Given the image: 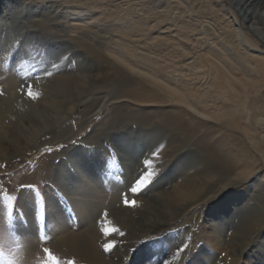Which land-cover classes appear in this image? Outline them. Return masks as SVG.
<instances>
[{
    "label": "rangeland",
    "instance_id": "rangeland-1",
    "mask_svg": "<svg viewBox=\"0 0 264 264\" xmlns=\"http://www.w3.org/2000/svg\"><path fill=\"white\" fill-rule=\"evenodd\" d=\"M225 1L0 0V97L8 93L2 88V80L14 77L16 85L11 94L19 96L17 103L25 100L28 103L24 107L17 105L24 113L15 118V132L22 137V143L16 148V143L9 141L0 150V264H52L48 251L59 264H86L63 257L54 248L56 238L48 235L55 228V222L50 219L51 204L75 233L94 225L105 230L117 228L103 223L110 214L107 208L96 216L90 212L91 220L81 222L78 207L84 201L93 203L94 199L79 194L83 185L78 183L75 160L83 163L85 170L103 169L107 189L111 190L115 184L121 186L118 193L127 205L131 196L154 198L169 189L175 178L170 170L179 161L200 160L197 142L205 136L221 153L236 154L240 134L229 125L231 116L236 117L234 107L213 92L214 79L206 74L210 66L205 61L219 57L227 63L231 57L223 41V34L230 29L229 21L215 22V17L208 13L213 9L219 14L222 4L228 8ZM234 25L240 30L238 23ZM90 46L100 51L105 61L95 59L88 49ZM248 50L250 57L264 54L261 46L254 50L245 45L240 49L241 54L233 51L231 60L244 61ZM68 75L78 78L81 86H87L84 93L76 87L71 91L73 95L64 97L47 90L51 81L66 79ZM83 77L89 83L84 85ZM90 77L96 78L97 83L88 80ZM38 87L46 89L49 96L39 97ZM170 89L184 95L212 96L204 110L196 103L191 107L178 104L170 96ZM52 99L64 102V121L57 126H45L39 123L34 111L45 113L47 118L54 117L55 114L45 109ZM222 108L231 116L220 121L212 118ZM175 116H180L183 124L197 133L186 138L182 130L171 129L166 122ZM241 124L248 126L244 119ZM100 134L101 139L93 140ZM153 136L155 141L151 143ZM118 145L125 150L120 151ZM145 145L156 148L147 152ZM262 175L258 174L248 185L260 180ZM211 176L216 183L221 182L217 173L212 171ZM144 177H148L146 183L133 193L131 188ZM66 178L75 182H66ZM232 179L233 176L221 197L218 196L221 191L213 190L216 183L207 185L203 191H210L207 198L211 201L174 221L165 213L162 201L156 200L149 210L166 221V225L159 229L154 227L156 223L136 226L125 233L121 242L111 237L115 233L108 234L109 240L99 243L100 250L113 259L119 251L129 253L118 259L117 264H226L223 260L231 261L236 253L241 256L234 264H261L264 228L256 230L249 246L234 247L230 253L218 244L229 243L233 237H248L245 233L248 224L238 215V204L232 201L236 190ZM23 199L28 201L35 223L43 230L31 259L18 235L3 229L6 226L12 230L15 224L27 223ZM119 207L120 203L114 206ZM251 207L258 209L256 218L260 219L264 214L262 206L252 203ZM85 209L88 211L87 206ZM239 230H244L242 236H238ZM213 236L216 242L211 240ZM113 244L114 247L106 250L107 245Z\"/></svg>",
    "mask_w": 264,
    "mask_h": 264
},
{
    "label": "bare ground",
    "instance_id": "bare-ground-1",
    "mask_svg": "<svg viewBox=\"0 0 264 264\" xmlns=\"http://www.w3.org/2000/svg\"><path fill=\"white\" fill-rule=\"evenodd\" d=\"M213 1L215 3L219 2V0ZM225 2L228 5V8H226V5H219V14H217L216 11H213V9H210L208 13L215 17V20L213 19L215 22H221L222 24L223 20L226 22L229 21L227 24L230 29L226 32V34H223V41L226 45V51H228L227 55L231 57L227 63L223 62L219 57H215V60L205 59V61L210 66L206 69V74L212 76L214 79L211 86L213 88V92L219 96V98H222V100L225 99L229 105L234 107L233 112L236 115L235 118H232L230 113L223 108L221 109L222 112L220 114L215 115L212 118L220 121L223 119L226 120L231 116L229 125L236 129L240 134L239 138H237L236 154L228 156L221 153L220 148L212 144L211 139L208 136H205L202 140L197 142V148L200 150V160L191 158L186 163L179 161L170 170V173L175 175V178L173 179L172 185L169 189L162 193H158L155 197L153 196L154 198L148 197L146 199H142L137 198L136 195L131 196L129 204L127 205L123 203L122 196L118 193L121 186L115 184V186L111 187V190L107 189V176L103 173V169L100 168L95 171L94 167V170L90 168L85 170L83 169L84 164L75 160L74 166L76 167V172L78 173V183L83 185L79 194L83 196L86 194L94 199L93 203L84 201L81 203V207H78L77 211L82 219V223H86L91 220L90 212H93L96 216L97 214L99 215L103 209L107 208L110 210V214L106 221H103V223L108 222L110 226H117L120 232L123 233V237L120 234H113L114 236L111 237H115L120 242L121 240H125V233L129 230H133L136 226L137 228L145 227L156 223L154 224V227L159 229L167 223L166 221L161 220V217L156 215L155 212L153 213L149 210L152 204L156 200L159 201L160 199L163 203L162 205L164 206L165 213H168L169 217H172L170 218V221H174L175 218H178L181 215H188L200 205L211 201L210 198H207L210 191L206 193L203 190L207 185L210 186L212 183H216L213 176H211L213 171L218 174L219 180L221 181L216 183L215 186L217 188L215 187L213 189L221 191L219 194L216 191L220 197L221 194L225 193V190L230 186L231 182L229 178L233 176V187H235L236 190L234 195H232V198L235 200L232 199V201L234 205L238 204V215H242L243 222L245 221L248 224V227L245 230V233L248 234L247 239L239 237L241 238L239 240V238L233 237L229 243L221 241L218 244L222 249H224L223 251L230 253L234 247L249 246L251 241L254 239L256 230L264 228V214L260 219L256 218L258 209L251 207L252 203L259 204L263 208L261 211L264 212V54L260 57H250L248 55V50L244 53V61L231 60V58H233V51L241 54L240 49L241 47H245V45L248 46V48H254V50L258 49L260 46L264 48V0H227ZM234 22L239 24L240 30L235 28ZM83 42L81 41L80 43ZM88 49L94 55L95 59L105 61V58L100 51L91 48V46ZM229 51L231 52L230 54ZM227 58L225 56L226 61ZM216 64L218 65L217 67L215 66ZM203 67L205 66L203 65ZM60 78L59 80L51 81V87L47 90H52L57 95H62L64 97L73 95V92L71 93V91L72 89H76V87L80 88V93L85 92V87L87 86H81L78 78L75 79L74 76L66 77V79ZM14 80V77H10L7 80L4 78L1 84L3 89L8 90V93L7 96L3 98L0 97V150L3 149L4 144L9 143V141L16 143V148L22 143V137L18 136L15 132L17 129L15 126V118H18L19 116L21 117L24 113L23 109H17V105L24 107L23 104L27 105L28 103H26V100L21 104L17 103L19 96L11 94L15 90L16 83ZM88 80H94L96 82V78L93 77L88 78ZM81 81L84 85L89 83L86 82V77H83ZM36 93L39 97L49 96L46 89L42 87H38ZM169 93L178 104L191 107L192 103H196L197 106H202L201 108L204 110L207 109V103L212 96L208 93L204 95L197 93L184 95L182 94V91L180 93L174 89H170ZM62 103L64 102L52 99V101H49L47 104L45 109L55 114L54 117L50 114L51 117L47 118L45 113L34 111L36 113L35 117L38 118L39 123L45 126L60 125L62 120L64 121L63 114H65V105ZM102 108L103 106L100 107L99 111ZM198 109L199 107H196L197 111ZM68 112L69 110H66V113ZM200 114L205 115L206 113L204 114V112H200ZM243 119L248 122V126L246 125V127H243L241 124ZM166 123H168L171 129L175 128L177 130H182L186 138H191L197 133L189 126H185L180 116H175ZM104 132L105 130L102 131V133ZM101 137L102 134H100V136L95 135L93 140H99ZM151 140V143L155 141L154 136ZM32 142V140L28 141V143ZM118 147L120 148V151L125 150V148L120 145H118ZM155 148L156 147L153 145H148L146 150L147 152H150ZM138 153L139 150H137L135 154L138 155ZM91 158L93 160V157ZM95 159H98V157ZM61 172L65 173L63 169ZM260 173L263 174L261 179L252 185H248V182L254 180ZM57 181L60 185L65 187L61 178H57ZM67 181H74V179L69 178L68 180L66 178V182ZM104 185H106V187H104ZM132 201L136 202L135 206L132 205ZM228 201L230 202L231 200ZM116 203H120L119 209L114 208ZM21 204L24 208L25 215L27 216V223L22 226L15 224L16 226L13 227L12 230L11 228H6V226L3 229L8 233L13 232L18 235L22 241V247L26 250L27 257L31 259L34 251L37 252L35 248L39 247L40 244L38 236L42 235L43 230L35 223L34 212L28 201L23 199ZM108 204L110 205L107 206ZM86 206L88 207V211L85 209ZM50 210V219L52 222H55V228L52 231H49L48 235L51 234L50 238L52 236L53 238H56L55 242H57V244L55 247L53 245V247L56 248L63 257L72 258L78 262L86 264H117L120 259H124V255H129V253L126 254V251H119L118 254L115 255L117 257L116 259L109 258V256L103 254L99 248L100 242L105 243L109 240L107 238L109 235L106 234L105 229H102V227L99 226L95 227L94 225V227L84 229L80 233H75L71 230V227H68V224L65 223V218L62 217L63 215L61 214L60 216V213L54 209L52 204L50 205ZM170 212L171 214H169ZM244 214H246V219ZM252 225H254V227H252ZM112 228L114 227H111V229ZM136 232H138V230ZM243 232L244 230H239L238 236ZM211 240L216 242V237L213 236ZM39 249L40 248H38V251ZM233 256L234 257H231V261L227 258L224 259L223 262L226 264H234L233 262H237V259H239L241 255L236 253L233 254ZM205 258L207 257L205 256ZM209 258L211 260L214 259L213 256H209ZM37 259L39 260V258ZM261 264H264V262H261Z\"/></svg>",
    "mask_w": 264,
    "mask_h": 264
},
{
    "label": "snow or ice",
    "instance_id": "snow-or-ice-1",
    "mask_svg": "<svg viewBox=\"0 0 264 264\" xmlns=\"http://www.w3.org/2000/svg\"><path fill=\"white\" fill-rule=\"evenodd\" d=\"M28 95L32 98H35V96H33V93L29 92ZM152 174L149 173V176H151ZM148 180V177H144L143 179H140L137 183H136V186L135 187H132L131 188V191L133 193L137 192L138 189L140 188L141 185H144L146 183V181ZM125 203H128V201L126 200ZM135 201H132V205L135 206ZM106 234H120L122 235L123 233L120 232V230L118 228H112V229H106ZM112 247H114V244L113 245H107L106 247V250H110ZM45 251H48L47 249H45ZM48 255H49V260L52 262V264H59V261L57 260V258L55 256H53L51 254L50 251H48Z\"/></svg>",
    "mask_w": 264,
    "mask_h": 264
}]
</instances>
